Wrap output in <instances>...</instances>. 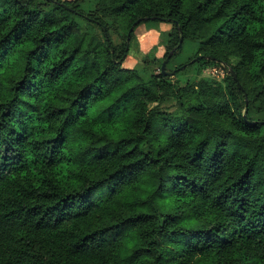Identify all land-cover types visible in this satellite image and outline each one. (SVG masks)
<instances>
[{
    "label": "trees",
    "instance_id": "obj_1",
    "mask_svg": "<svg viewBox=\"0 0 264 264\" xmlns=\"http://www.w3.org/2000/svg\"><path fill=\"white\" fill-rule=\"evenodd\" d=\"M94 1L0 0V264H264V0Z\"/></svg>",
    "mask_w": 264,
    "mask_h": 264
},
{
    "label": "rangeland",
    "instance_id": "obj_2",
    "mask_svg": "<svg viewBox=\"0 0 264 264\" xmlns=\"http://www.w3.org/2000/svg\"><path fill=\"white\" fill-rule=\"evenodd\" d=\"M95 7L94 0H86L83 8L87 11H91ZM171 30V26L168 24L159 23H142L134 31V36L132 38L124 39L123 33H113V40L117 45L127 43L128 49L130 51L128 57L126 58L123 66L125 68L133 69L141 65L147 55L152 54L156 57V60L165 61L166 58V47L164 45L165 34ZM194 46L188 43L181 54L168 66L169 71L177 69L179 66L186 63L189 59L193 57ZM159 64H156L151 69V72H155ZM193 75V70H190L186 76H178V79L184 77H191ZM225 77V70L221 66H214L205 70L199 78L213 79L217 81H222ZM171 109H175L174 106ZM254 119H264V113H258L253 111L251 113Z\"/></svg>",
    "mask_w": 264,
    "mask_h": 264
},
{
    "label": "water",
    "instance_id": "obj_3",
    "mask_svg": "<svg viewBox=\"0 0 264 264\" xmlns=\"http://www.w3.org/2000/svg\"><path fill=\"white\" fill-rule=\"evenodd\" d=\"M140 22H137L135 25H134V27L136 26V25H138ZM134 27L131 29V31H130V33H132L133 31H134ZM182 40L183 39H181V43H180V45L182 44ZM174 52H175V50H173L170 54H169V56L166 58V60L163 62V64H162V74L164 75V76H173L174 74H175V72H171V73H169V72H167V65H168V63H169V61H170V59L172 58V56L174 55ZM199 58H202V57H199ZM196 60H194L193 62H195ZM182 69H185V67H182ZM246 106H248V101H247V104H246ZM244 118L246 119V115H244Z\"/></svg>",
    "mask_w": 264,
    "mask_h": 264
}]
</instances>
